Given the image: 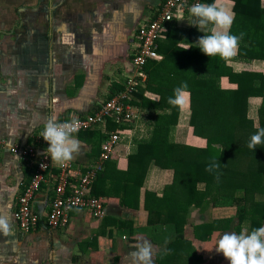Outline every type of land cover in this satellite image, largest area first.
I'll return each mask as SVG.
<instances>
[{"label": "crops", "instance_id": "0c3cea01", "mask_svg": "<svg viewBox=\"0 0 264 264\" xmlns=\"http://www.w3.org/2000/svg\"><path fill=\"white\" fill-rule=\"evenodd\" d=\"M221 2L232 10V0ZM161 3L162 0H0V216L7 218L12 227L7 236L0 232V264H128V255L134 250L131 245L143 239L150 240L158 250L154 264H229L215 250V243L224 232L234 231L215 230L202 240L194 236L193 225L233 217L235 206H208L205 210L191 206L183 239L178 240L184 242L174 244L169 254L161 255L169 250L166 245L174 238V230L159 224L155 217L148 222L144 198L146 190L161 196L164 186L173 179V170L153 163L139 189L137 208L121 206L117 196H103L106 202L102 218L73 209L67 227L51 229L44 215L49 211L53 184L43 183L32 202L33 209L42 216L37 228L22 233L12 216V201L29 180L37 158L26 163L11 147L32 144V135L43 130L49 114L55 112L59 120L84 116L95 109L99 100L122 88L131 71L136 25L152 18ZM261 3L264 6V0ZM184 18L171 25L180 30L197 28L187 22L188 13ZM226 63L235 72L264 73L261 59L234 58ZM218 83L222 88L237 86L227 76L219 77ZM146 96L154 100L159 97L151 90ZM248 101V114L251 103L257 112L261 97L252 96ZM179 108L174 142L205 146L206 139L194 135L189 124V91L184 90V103ZM142 112L140 119L130 123L131 133L117 144L107 167L113 161L115 170H126L134 140L146 137L151 128L147 112ZM108 127L113 129L115 125L109 123ZM103 136L98 126L79 131L81 150L73 162L82 169L93 163ZM112 172L116 176L113 169L109 175ZM209 211L214 212L212 217ZM114 218L129 221L134 233L126 228L119 232L112 224ZM246 223L242 229H248ZM193 257L199 259L194 263Z\"/></svg>", "mask_w": 264, "mask_h": 264}, {"label": "trees", "instance_id": "16d2710c", "mask_svg": "<svg viewBox=\"0 0 264 264\" xmlns=\"http://www.w3.org/2000/svg\"><path fill=\"white\" fill-rule=\"evenodd\" d=\"M201 2L211 3L212 0ZM232 2L235 19L231 34H244L235 58L264 60V6L261 0ZM172 25L157 40L162 58L150 60L145 65L146 89L157 93L158 99L149 98L141 89L132 101L147 112L146 120L151 126L148 135L134 140L135 148L128 156L126 170H115L113 161L107 167L106 161L91 189L95 196L114 195L121 206L137 208L139 189L148 166L153 163L160 168L172 169L173 179L164 186L161 196L146 190L144 198L148 222L155 217L159 224L174 230V238L166 245L169 250L174 244L184 242L178 240L183 239L191 206L203 210L208 206H235L233 217L193 225L194 236L202 240L220 229L239 233L245 222L249 231L264 224V145L252 150L247 146L251 135L264 127V73L233 71L218 56L208 57L195 46L203 32L192 27L180 30ZM222 76L236 83V88L219 86ZM182 82L187 83L185 90L190 92L189 124L194 135L206 139L203 147L176 143L172 136L180 108L170 105L168 98ZM252 96L261 97L257 122L248 114V100ZM213 158L221 164L219 180L215 174L205 171ZM111 169L116 176L113 172L109 175ZM111 221L119 232L125 228L130 234L135 231L129 221L119 218ZM193 258L194 263L199 259Z\"/></svg>", "mask_w": 264, "mask_h": 264}, {"label": "built area", "instance_id": "2783aa9c", "mask_svg": "<svg viewBox=\"0 0 264 264\" xmlns=\"http://www.w3.org/2000/svg\"><path fill=\"white\" fill-rule=\"evenodd\" d=\"M197 2L201 0H186V2L163 0L155 15L140 22L136 28L134 36L136 45L130 54L131 71L122 88L109 98L99 100L91 113L72 117L79 120V131L98 126L104 133L98 157L93 163L84 169L73 161L63 168L53 166L50 156L44 155L48 143L40 136L42 131L32 135V144L11 147V151L26 163L37 158L29 180L12 201V216L20 232L28 233L35 230L42 218L33 209L32 202L43 183L53 184L49 211L44 215L47 227L51 229L67 227L73 209L85 210L95 219L105 215L106 198L91 193L93 181L103 169L105 162L115 154L117 144L131 133L130 123L140 119L143 114L132 101L139 90L146 88L147 62L162 58L158 52L157 40L168 30L170 24L177 20L176 18L184 17L188 13L187 6ZM143 93L146 95L147 90ZM109 123L115 127L110 129ZM38 148L42 152L40 155Z\"/></svg>", "mask_w": 264, "mask_h": 264}, {"label": "clouds", "instance_id": "9594fccd", "mask_svg": "<svg viewBox=\"0 0 264 264\" xmlns=\"http://www.w3.org/2000/svg\"><path fill=\"white\" fill-rule=\"evenodd\" d=\"M187 12L190 17L187 22L204 33L198 38L195 46L206 56H218L225 62L237 56L239 43L244 34H231L230 30L235 19V13L231 8L226 7L221 0H212L211 3L191 4L187 6ZM176 19L186 20L183 16ZM185 89L187 83L182 82L173 90L168 103L174 107L183 106ZM79 129L80 122L76 118L60 121L55 112L46 117L40 136L48 143L44 155L50 156L53 166L66 167L80 155L81 143L77 139ZM259 145H264V127L258 128L251 135L247 146L252 150ZM220 165L218 159L213 158L207 164L205 171L215 174L216 179L219 180ZM0 232L5 236L12 232L9 221L2 216H0ZM131 247L134 250L128 255V264H154V256L158 254V250L153 247L150 240L143 239ZM215 250L222 253L229 264H264V226L250 231L244 228L239 233L224 232L216 241ZM170 251L164 250L161 255H167Z\"/></svg>", "mask_w": 264, "mask_h": 264}, {"label": "rangeland", "instance_id": "374dc122", "mask_svg": "<svg viewBox=\"0 0 264 264\" xmlns=\"http://www.w3.org/2000/svg\"><path fill=\"white\" fill-rule=\"evenodd\" d=\"M135 42H136V40H135L133 43L135 44ZM253 105H254V103H251V108H250V110H249V115L253 117V119H254L255 122H257V112H256V110H255V108H254ZM263 198H264V197H263ZM213 214H214V212H212V211H209V212H208V215H209L210 217H212ZM246 225H247V223H246ZM246 225H245V227H246ZM247 226H248V225H247Z\"/></svg>", "mask_w": 264, "mask_h": 264}, {"label": "flooded vegetation", "instance_id": "af4514ba", "mask_svg": "<svg viewBox=\"0 0 264 264\" xmlns=\"http://www.w3.org/2000/svg\"><path fill=\"white\" fill-rule=\"evenodd\" d=\"M136 28H137V25H136ZM136 31V30H135ZM135 39V38H134Z\"/></svg>", "mask_w": 264, "mask_h": 264}]
</instances>
